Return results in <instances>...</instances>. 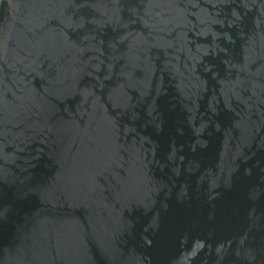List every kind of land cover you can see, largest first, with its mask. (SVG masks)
Here are the masks:
<instances>
[{
  "label": "water",
  "instance_id": "1",
  "mask_svg": "<svg viewBox=\"0 0 264 264\" xmlns=\"http://www.w3.org/2000/svg\"><path fill=\"white\" fill-rule=\"evenodd\" d=\"M0 264H264V0H0Z\"/></svg>",
  "mask_w": 264,
  "mask_h": 264
}]
</instances>
